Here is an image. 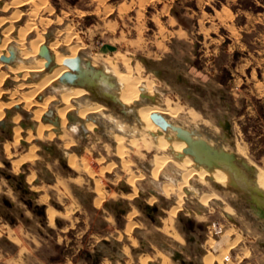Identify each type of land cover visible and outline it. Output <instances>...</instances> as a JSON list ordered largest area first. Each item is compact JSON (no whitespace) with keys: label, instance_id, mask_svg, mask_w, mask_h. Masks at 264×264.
<instances>
[{"label":"rangeland","instance_id":"1","mask_svg":"<svg viewBox=\"0 0 264 264\" xmlns=\"http://www.w3.org/2000/svg\"><path fill=\"white\" fill-rule=\"evenodd\" d=\"M24 1L28 0H0V17L8 19L9 16L13 17L14 14L19 13L17 20L13 21L9 18L11 23L8 21L3 28L14 22L13 25L18 30L21 27L28 28L27 25L30 23L31 29L26 36L27 46L29 42L40 38L44 39L43 45L50 46L58 43L56 50L59 53L63 55L76 53V57L80 56L83 62L90 61L92 65L96 63L95 68L105 71L115 85L116 78L108 74L109 62L123 73L128 70L125 67L127 62L134 76L151 80L154 84L153 93L147 95L146 102L164 107L167 100L172 107H179L177 119L171 121L164 115L167 120L185 129L196 130L201 138L212 145L236 153L240 161L238 164L255 184L254 174L257 166L264 168V102L259 100L256 87L257 79L261 75L260 69L257 68L259 56L257 51L262 46L264 55V42L260 41L261 31L259 33L253 31L252 36L246 37L243 27L248 24L247 27L250 28L251 23L257 21L255 18L257 14H259L258 17L264 15V0H34L35 3L22 5L20 2L24 3ZM222 8L225 9L218 13V10ZM262 19L264 21V18ZM31 22H36L37 26ZM256 25L254 23L252 26ZM262 25L261 30L264 31V22ZM258 28L261 26L258 25ZM17 30L12 33L14 38L17 36ZM246 42L252 44L253 50L249 51L248 47H244L243 44ZM8 45L3 52H7ZM143 59L150 63L146 64ZM154 70L161 71L163 78L158 77ZM2 71L7 72V77L6 82L4 81L1 85L4 93L0 101L11 103L12 100L16 102L22 100V93L31 88H23L20 85L32 83L36 78L15 79V75L9 72L8 67L1 68L0 72ZM178 75L181 79H178ZM58 82L54 83L57 85H51L35 97L38 103L45 98L55 97L41 118L43 124H51L52 128L44 134L46 137L49 132L54 134L52 139L44 138L42 141L34 135L30 142L26 141L27 130L31 129L34 133L38 125V122L32 120L33 112L39 108L36 107L37 105L31 108H24L23 104L19 105L20 108L16 107L18 105H11L5 111L2 120L5 121V125H0V195H2L0 197V230L1 226L15 224L19 219L29 224L32 222V215L29 216L31 218L24 216L20 208L23 207V211L27 212L31 209L27 203L28 199H32L33 204L40 203L27 189L31 186L40 192L42 187H36L35 184L41 180L45 185L42 189L52 195V200L50 198L45 200L51 208L65 206L69 210L73 209L70 217H68L69 214H62L60 217L63 219L68 217L75 219V222L81 215L89 224L91 212L90 210L88 214L86 212L91 207H100L101 210L104 207L106 210L107 205H110V209L115 210L116 213L121 210L120 208H124L130 210L129 219L141 226L132 230V232L137 230L136 239L140 236H149L147 234L149 229L144 228L145 223L160 228L156 231L172 239L181 238L177 235L178 230L180 233L182 231L184 238L182 240L187 249L191 247L195 252L196 246L190 245L187 241V238L192 235L189 231L191 226L186 221L190 219L192 226H203V229H198L194 234L199 241H207L205 253L214 255L213 264L217 263L216 261L223 264L225 258H231V262H238L242 256L246 255L249 256L248 261L252 259V264H256L257 261L258 264H264V219L250 207V192L245 186L237 180L234 181L240 185L236 188L230 185L229 180L224 184L217 183L211 178H193L186 184V188H182L184 194L182 199L175 191L164 194L163 188L166 184L169 182L177 184L183 181L182 172L174 162L169 161L162 168L159 176L154 178L152 172L155 168L154 158L157 152L147 151L143 147L129 146L126 156L121 158L117 154V144L112 138L114 134L119 133L114 127L115 124L89 115L86 121H93L95 127L89 132L85 120L80 122L78 119L76 126L79 130L75 131L72 126L75 121H71L68 114H73L77 118L78 115L71 110L67 114V123L62 126L57 116L58 108L64 107L59 97L60 83ZM17 90H20L19 93ZM116 90L117 88L113 91ZM12 91L14 93L17 91L14 97L11 95ZM103 92L108 93L106 90L99 91L100 98H97L87 90L84 97L105 104V110L116 117L117 122L128 126L133 125L137 131L133 133L136 138L141 125L138 120L136 121L132 106L137 105L132 104L128 107L121 101L114 103L104 96ZM222 96L226 99L222 100ZM228 104L232 108L229 119L233 121L234 127L230 139L225 141L226 139L222 138L223 129L217 125L216 118L223 119L222 115L227 111ZM8 110L11 111L10 115L7 114ZM191 111L196 112L198 119L193 123L190 118ZM197 111L205 115L202 116L201 113L199 115ZM17 115L20 116V120L15 123L13 117ZM17 126L22 129V137L19 143L15 144L13 130ZM63 129L68 131L67 133L72 135L75 141L67 149L65 142L63 143V140L59 138V132L62 133ZM128 135L127 138L130 139L132 135ZM7 143L10 144L11 155L5 152ZM30 145L37 146V159L34 162L23 163L19 171L15 170L14 161L27 153ZM238 148L244 149L246 154L243 156L238 153ZM66 151L77 154L79 158L86 156L89 167L95 175L90 176L84 171L80 172L71 167L64 157ZM182 153L172 152L169 155H172L171 157L175 155L173 159L177 160L180 158L178 155ZM82 161L80 159L79 162ZM242 161L251 163L250 166L253 164L255 173L246 170ZM132 174L135 177L134 185L128 181ZM32 175L34 178L29 180ZM21 176H23L22 181ZM52 177H57L59 180L55 186L48 187L44 182ZM78 177L82 178L81 183L77 182ZM98 179H101L105 193L100 204H96L100 198L96 190ZM61 180L66 182L69 193L60 184ZM19 185L21 189H18ZM175 188L177 189L176 186ZM207 193L213 197L211 198ZM4 197L13 201L14 204L11 207L6 205L3 202ZM179 201H183L180 205L183 208L181 207L177 214L170 215L171 209L176 207ZM118 202L122 204V207L118 208ZM148 206L158 209L154 216L157 221L161 220V225L151 221L147 213ZM76 209L81 210L82 214L79 211L74 212ZM59 215L61 214L58 212L57 217ZM136 223L133 225L136 226ZM153 229L151 228L150 231L153 232ZM55 231L58 234L56 233L54 238L59 240L63 247L59 248L57 253L59 257H62L61 259H64L65 247L64 240L61 238L62 232L58 229ZM48 232L52 234L51 231ZM227 233H230L228 241L222 239ZM221 239L224 243L217 245ZM246 247L252 249L254 254L246 252ZM218 253L221 255L217 256ZM201 254L200 251L198 257ZM255 256L257 259H253ZM231 262L230 264H234ZM238 264H246V260Z\"/></svg>","mask_w":264,"mask_h":264},{"label":"bare ground","instance_id":"2","mask_svg":"<svg viewBox=\"0 0 264 264\" xmlns=\"http://www.w3.org/2000/svg\"><path fill=\"white\" fill-rule=\"evenodd\" d=\"M32 2L35 3L34 0H28L27 2L24 1V3H22V2H20V3L22 5L23 4L24 5H27V4L30 5V3H32ZM18 14L19 13H17V15L14 14L13 17L9 16V18L12 19L13 21L17 20ZM9 18L7 19V18L0 17V32H1L0 33V70H1V68L6 67V69H7V67H8L9 72L15 75V79H19V77H22L23 79L36 78V80L32 83H28L27 85L26 84L24 85L23 83L20 85V87H23V88L24 87L31 88L29 91H26V92L23 91L24 93H22V100H19L17 102H16V100L13 101L11 99V97H12L11 96L10 99L13 101V102L10 101L11 103H5V102L0 101V120H3V118L5 116V111H7L8 107L11 105H18L17 107H19V108L22 104H23L24 108L25 107L31 108L33 105H37L36 107H39V108L33 112V119L32 120L38 122V125L37 126L35 125L36 126V128L34 129L35 134L32 133L31 129L27 130L28 136L26 137V141L30 142V140H32L35 137L34 135H36L37 136L36 138H38L39 140L40 139L42 140L44 138H46V139L51 138L52 139L54 137V134L49 132L47 137L44 134L45 131H48L49 129L52 128L51 124H43L41 122V118H42L44 112L47 110L48 105L50 104V102L52 100L55 99V97L51 96L47 99L45 98V100L42 101L41 103L36 102L37 100L35 101V97L41 91L50 87L51 85H57V83L56 84H54V83L58 82L60 77L65 72L69 71V68L64 65L65 59L68 57H76L77 54L73 53L70 55H63V54L59 53L58 50H56L58 43L57 44H51L48 47H49L52 55L54 56V61L52 63L53 68L51 69L50 67H47L46 66L47 60L44 57H41V55L39 56V51H41L40 46L42 47V45L44 43V39L38 38L39 40L31 41V42H29L30 43L29 46H27L26 36H27V33L29 34V30L31 29V28H29L30 23L27 25L28 28H22L21 27L18 30H17V27L13 25L14 22L12 23V25L3 28L8 21H9V23H11ZM35 19H36V17H35ZM31 23H33V22H31ZM35 23H33V24L35 25ZM35 26H37V25H35ZM15 27H16V29H15ZM31 27H32V24H31ZM15 30H17L16 31L17 32L16 38H14L12 36L13 35L12 33H14ZM27 42H28V40H27ZM9 43H10V45H8ZM14 43H16V44H14ZM7 45H8V50H7V52L4 51L5 52L4 53L3 50L5 49V47ZM11 50H15V52H16L15 60L12 63H6L4 61H1L2 56L10 57ZM84 62H86V61H84ZM125 63H126L125 67L128 70L126 69L127 72L123 73V72L119 71V69H117V67L114 66V64L112 65V63L109 62L110 69L108 70L109 71L108 74H110L116 78L118 87H117V84L114 87H109V85L107 84L108 82H105L107 79L104 78L101 80L103 83L101 91L106 90L108 93H111V91H112L113 92L112 95H114L118 99V102L121 101L122 104H124L128 107L131 106L132 104L137 105V106H132L134 108L133 111H134V114L136 116V121L138 120L140 125H141L139 130L137 128L138 135L136 138L134 137L133 133H135L137 131H135L136 128L133 125L128 126L125 123L117 122L116 117H114L110 113H107V111L105 110L106 107L104 106L105 104L103 105L102 103H100L98 101H93L87 97H84V95H86V93H87V89H85L83 87L75 86V85H67V84H63V83L58 82V83H60L59 84L60 101L64 104L63 108H60V109L58 108V110H57V116H58V119L60 120L61 125L63 126L67 123V118H68L67 114L71 110H74L75 113L78 115V118H77V116H75L77 118V121H75V123L72 125L74 128L71 127L75 131L79 130V127L76 125L79 121L81 122V120H85V125H86V128L89 129V132L93 127H95V123L93 121H86L87 120L86 118L89 115H93L96 119L99 118L103 121L106 120L113 125L115 124L114 127H115L116 131L119 133L114 134L112 138L117 144V151H118L117 154L121 158H124L126 156L127 151H128L127 148L129 146L132 148L143 147L147 151L153 150V151L157 152V155L154 158L155 168L152 172L154 178H157L159 176L160 171H162V168H164V166L169 161L174 162V164L177 166V168L182 172L183 181H182V183H177V184H175L174 182H172V183L169 182V184H166L165 187L163 188L164 194H166V195L170 194L172 191H175V193H179L178 196H180L179 198L182 199V197L184 196L182 188H186V186H187L186 184L193 178L194 179L195 178H200V179L211 178L212 180H214L217 183H224V184L227 183L228 180H229V182L237 180V182H239L242 186L246 187L245 182L240 177L238 178L236 174L229 175V173L227 171H225L221 168H214L212 170L207 169V167H205L204 165H198L195 162V160L193 159V157H191L187 154H185V155L181 154L183 156L178 158L177 160L173 159V158H175L174 154H178L180 152H183V150L187 147V144H186V142H184V141L180 140L178 137H176V134L171 129L165 130L162 127H160L159 125H157L153 121L152 115L154 113H160L163 116L166 115V117L169 120L175 121L177 119L178 114H179L180 108L179 107L178 108L172 107L170 102L167 100L165 103L166 106H164V107L157 106L155 104H149L148 102H146L145 99L147 98V95H152V93H153V89H154L153 82L151 80L150 81L144 80L140 76H138V77L134 76L131 66L127 62H125ZM95 65H96V63H93L94 67H96ZM104 73H105V71H104ZM31 75H32V77H31ZM105 75L108 76L107 73H105ZM6 77H7V72H3V71L0 72V97L3 96V93H4L1 89V85L3 84L4 81L6 82V79H5ZM105 84H107L108 86ZM107 88H109L110 91L107 90ZM116 88H117V90L114 92L113 90ZM17 91H15V93ZM19 91L17 93H19ZM13 93L12 94L10 93V94L13 95V97H14L15 93L14 94ZM143 96H145V97H143ZM75 102H77V103H75ZM28 111H29V109H28ZM9 112L11 113V111L8 110L7 114H9ZM190 118L192 120V123L194 121L196 122L198 120L196 112L193 111L192 113H190ZM78 119H79V121H78ZM19 120H20L19 115L13 117V121L15 123H17ZM176 122H179V121H176ZM52 125H53V123H52ZM64 129L62 130V133L59 132L60 133L59 138L61 140H63V143L65 142V147L67 149V148H69V146L73 145L75 141L73 140L72 135L67 133L68 131L66 132V130H64ZM13 132H14L15 144H17L21 140L22 129H21V127L17 126L14 128ZM127 135L128 136L132 135V136L130 137V139H128ZM196 137L200 138L199 133L196 135ZM37 150H38L37 146L30 145L28 148V152L25 153L24 155H22L20 159L14 161L13 164H14L15 170H18L19 167L21 166V164H23V163L32 162V161L34 162V160L37 159ZM5 152L7 155H11L10 144H8V143L5 145ZM172 152H174V154H173L174 157H171L172 155H169V153L171 154ZM238 153H240L243 156L246 154V152L242 148H240V150L238 148ZM65 156L67 157V161L69 162L71 167H73L75 170H80V172L84 171L90 176L95 175L91 171V168L89 167L86 156L79 158V156H77V154H71V153H68V151L65 152ZM80 159L83 160L82 161L83 163L79 162ZM100 161L101 160H99V162ZM248 162H250V161L248 160ZM249 164H251V163H249ZM251 166H253V164ZM108 168L110 169L111 166H109ZM101 172H103V171H101ZM33 175L29 178V180H32L34 178ZM254 175H255V185H257L261 190L264 191V168L257 166L256 173ZM81 181H82V178L78 177L77 182L81 183ZM128 181H130L132 185L135 184V177L133 174L129 178ZM202 181H204V180H202ZM204 182H206V181H204ZM217 183H215V184H217ZM60 184L67 189L66 182L61 180ZM240 184H238V185H240ZM175 186L177 187V189L175 188ZM102 187L103 186L101 183V179H98L96 181V190L99 192L100 198L96 201V204H100V202H102L101 200L104 198L103 196L105 195V193L103 192ZM246 190H247V187H246ZM67 191H68V189H67ZM67 193H69V191ZM247 193H248V191H247ZM172 194H174V193H172ZM208 195H210V194H208ZM211 196L212 195H210V197ZM204 200H206V199L204 198ZM181 202H183V201H181ZM181 202L179 201V203H177L176 207H174V208L172 207L173 209H171L170 215L171 214H177L179 209L182 207V206L180 207V205H182ZM48 213H49L50 220L51 221L55 220L54 218L57 215V211L51 208ZM174 217H175V215H174ZM165 222L167 223V221H165ZM164 225H165V223H164ZM131 228H132V224L129 227V230ZM229 236H230V233H227L223 237V240H227L229 238ZM222 243H224V242L222 241ZM218 244L219 243H217V245ZM214 260H215V258L213 255H208L205 257V264H213Z\"/></svg>","mask_w":264,"mask_h":264},{"label":"crops","instance_id":"3","mask_svg":"<svg viewBox=\"0 0 264 264\" xmlns=\"http://www.w3.org/2000/svg\"><path fill=\"white\" fill-rule=\"evenodd\" d=\"M224 9L222 8L221 10H218V13ZM249 16L252 15L249 14ZM258 16L259 14L255 16L257 21L251 23L250 28L247 27L248 24L243 28L245 29L246 37L252 36L254 32L259 33L261 31L260 41L264 42V31L261 30L263 29L262 24L264 21H262V18H264V15L260 17ZM254 23L257 24V27L252 26ZM258 25H260L261 28H258ZM243 45L245 48L248 47L247 49H249V51L253 50L251 43L246 42ZM257 52L259 55L257 58V68L260 69L261 73L259 76L260 78L257 79L258 81L256 83L257 95L259 100L264 102V55L262 46L259 47ZM143 61L146 64L150 63L145 59H143ZM154 73L158 77L163 78L161 71L154 70ZM177 77L178 79H181V76L178 75ZM225 99L226 97L222 96V100ZM257 106L259 107V103ZM226 107L227 111L222 115L223 119L216 118V123L219 128L223 129L224 135H222V138L224 140L226 139L225 141H228L231 137L234 125L233 121L229 119V114L232 108L229 104ZM200 113L202 116L205 115L202 112ZM57 180H59L57 177H52L44 183H46L48 187L55 186ZM35 185L36 187H45L41 180ZM29 187L31 190H35L33 189L34 187ZM42 188L40 189V192L39 190L35 191L37 192L36 200L40 202L38 204L45 206V213L43 216L38 215L37 213L34 214V210L31 209H29L28 212L23 211L22 207L20 210H22L24 216L31 218L29 216L32 215V222L30 224L24 221L22 222L19 219L15 224L1 226L0 264H181V261L177 257H173L174 252L177 250V254H181L180 256L186 261H190V264H205L207 241L200 240L199 242L190 244L196 246L195 252L199 253L201 251V253L204 254H201V256L198 257V253L194 254L195 252L191 247L187 249V246L183 242L184 238L178 230V235L181 238L170 239L156 231V229L160 230V228L150 226L146 223L144 228L149 229L147 233L149 236H140L136 239L135 233L137 230H135V232H132V230L135 227L141 228V226L137 224L136 221L129 219L130 210L127 209H125V212L120 215L119 212L116 213L114 212L115 210L112 211L109 207H107L106 210L104 207L102 210L100 207H91L90 209H87L86 212V214H88V210L91 212L90 223L88 224L87 219H84L81 215L75 222V219H69L68 217H70V213L73 209L69 210L65 206L59 208L54 207L55 209H52L56 210L57 214L59 212L61 215H59V217L56 215L54 218L55 220L51 221L48 213L51 207L45 202V200L47 198L51 199L52 195L50 192L46 193ZM43 190L44 192H41ZM1 196L2 195H0V197ZM8 200L10 201V199ZM10 203L14 204L13 201H10ZM15 206H17V204H15ZM77 211H79V209L74 210V212ZM79 212L82 214L81 210ZM62 214H69V216L63 219V217H60ZM120 216L122 217L121 219ZM133 223H136V226L135 224L133 225ZM131 224L132 228L129 230ZM151 228L153 229V232L150 231ZM56 229L62 232L61 238L64 240L65 247L63 254L64 259H61L62 257H59V254L57 253V250H59V248L62 249L63 247H61V242L54 238V235H56V233L58 234V232L55 231ZM47 230L51 231L52 234L50 235ZM97 236H101V238H98ZM245 250H247L246 252L254 254L252 249L247 248ZM216 255L220 256L221 253ZM248 257V255L244 257L242 256V259L238 262H231V258H225L223 264H230V262L238 264L244 259L246 260V264H252V259L248 261ZM253 259H257V257L255 256ZM144 260H146V263H144ZM216 262L217 263L214 264H221L220 261ZM256 264H258V261Z\"/></svg>","mask_w":264,"mask_h":264},{"label":"water","instance_id":"4","mask_svg":"<svg viewBox=\"0 0 264 264\" xmlns=\"http://www.w3.org/2000/svg\"><path fill=\"white\" fill-rule=\"evenodd\" d=\"M47 36L49 37L50 35L48 34ZM40 55L47 60L46 66L52 69L54 56L46 44L41 47ZM15 58L16 52L15 50H11L10 57L2 56L1 61L12 63ZM64 65L69 68V71L60 77V83L86 88L97 98H100L99 91L102 92V79L106 78L108 80L109 87L115 86V82L109 76H106L101 69H96L90 61L83 62L80 56L66 58ZM103 95L110 98L114 103H119L118 99L112 93L103 92ZM106 103L108 102L106 101ZM10 114L9 112L8 115ZM68 117L71 121H77V118L73 114H69ZM152 119L163 129H171L174 131L180 140L186 142L187 147L182 154L191 155L198 165H204L210 170L221 168L227 171L229 175L236 174L238 178L240 177L250 192V207L260 218L264 219V191L255 185L252 179L248 177L246 171L241 168L238 164L240 161L234 152H229L222 147L212 145L209 141L201 137L197 138L196 130H188L182 126L175 125L160 113H154ZM0 125L4 126L5 121H0ZM183 155H178V157H182ZM241 163L246 170L253 174L255 173L253 166H250L246 161H242ZM230 185L236 188L238 187V183L235 181H231Z\"/></svg>","mask_w":264,"mask_h":264},{"label":"flooded vegetation","instance_id":"5","mask_svg":"<svg viewBox=\"0 0 264 264\" xmlns=\"http://www.w3.org/2000/svg\"><path fill=\"white\" fill-rule=\"evenodd\" d=\"M65 157V159H67V157L66 156H64ZM68 162V161H67ZM20 179H21V181H22V179H23V176H21L20 177ZM39 182V181H38ZM18 189H21V186L19 185L18 186ZM27 189V188H26ZM28 191H30L31 192V195H32V197L34 196V198L36 199V197H37V190L36 191H31V189H30V187H28V189H27ZM27 190H25V189H23V191H27ZM3 202L6 204V205H8L9 207H11L12 206V204L10 203V201L7 199V198H5L4 197V199H3ZM27 203H28V205H29V207H31V209H33L38 215H41V216H43L44 215V213H45V206L44 205H39V204H33V200L32 199H28V201H27ZM122 204L121 203H117V206H118V208H120V207H122L121 206ZM33 206H35L34 208H32ZM58 208L60 207V206H57ZM107 207H111L110 205H107ZM121 210H119V213H120V215H122L125 211V209L123 208H120ZM155 212H158V209L156 208V207H154V208H152V207H147V213H148V215H149V217H150V219H151V221H154V222H157V223H160L161 222V220L160 221H157L156 220V217L154 216V213ZM189 224H190V232H192V235L191 236H189L188 238H187V241L189 242V244H194V243H196V242H199V239H198V237L194 234L196 231H198V229H203V226L202 225H198L197 227H194V225L192 226L191 225V223H192V221L190 220V219H187L186 220ZM180 232V231H179ZM181 233H182V231H181ZM175 234H177L176 233V231H175ZM178 235V234H177ZM179 236V235H178ZM223 239V238H222ZM221 239V241H219L218 243L219 244H222V240ZM178 251V250H177ZM177 251H175L174 252V254H173V257H177L180 261H181V264H190V261H186L182 256H180L179 254H177ZM208 255H211V254H207V256ZM214 256V255H213Z\"/></svg>","mask_w":264,"mask_h":264}]
</instances>
